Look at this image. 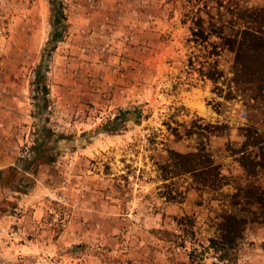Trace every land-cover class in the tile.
<instances>
[{
  "label": "rangeland",
  "instance_id": "obj_1",
  "mask_svg": "<svg viewBox=\"0 0 264 264\" xmlns=\"http://www.w3.org/2000/svg\"><path fill=\"white\" fill-rule=\"evenodd\" d=\"M214 1L0 0V264H264L245 197L264 189V103L232 84L231 54L205 59L215 36L190 34ZM199 149L218 189L163 179L169 152ZM222 214L246 221L229 261L209 248Z\"/></svg>",
  "mask_w": 264,
  "mask_h": 264
},
{
  "label": "trees",
  "instance_id": "obj_2",
  "mask_svg": "<svg viewBox=\"0 0 264 264\" xmlns=\"http://www.w3.org/2000/svg\"><path fill=\"white\" fill-rule=\"evenodd\" d=\"M214 4L213 14L210 12L211 8L204 2L203 8H197L196 11L190 13V16H187L193 25L190 28L191 36L201 39L202 42L208 41L210 36H215L217 42L212 43L210 50L206 51L205 59L217 56L222 50L231 54L230 81L232 84L239 88L242 86V90H246L247 87L251 91L249 99L264 103V7H250L234 0L225 3L214 1ZM204 8L203 17L200 13ZM51 13L50 20L54 25H57L61 20V14L57 8L53 9ZM217 18L218 22H213L214 19L217 21ZM59 37L60 33L55 30L50 36L49 44L57 41ZM50 51L51 48H44L42 54H48ZM41 62L35 73L36 80L40 78ZM206 66L208 68L204 76L215 82L216 77L220 74L218 73L214 77V74H217L214 65L207 62ZM34 100L37 107L40 98L34 96ZM124 113L126 112H122V122L128 120L124 117ZM38 139L36 147H33L34 150L44 143L45 136L41 135ZM168 154V163L160 168L163 171V179L188 174L201 188L218 189L221 186L222 178L218 171V165L214 164L203 150L199 149L186 154L174 152ZM260 157L264 160V153L260 152ZM33 159H37V156H34ZM259 165H264V162ZM245 195L264 209V189L251 188L246 191ZM245 224L246 221L242 217L232 214L219 216L217 234L214 239L209 241V248L218 255L220 261L231 259L232 253L242 238Z\"/></svg>",
  "mask_w": 264,
  "mask_h": 264
}]
</instances>
